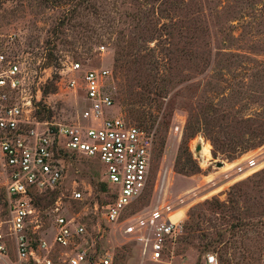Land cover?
Wrapping results in <instances>:
<instances>
[{"label": "rangeland", "instance_id": "obj_1", "mask_svg": "<svg viewBox=\"0 0 264 264\" xmlns=\"http://www.w3.org/2000/svg\"><path fill=\"white\" fill-rule=\"evenodd\" d=\"M0 51L17 59L20 95L42 117L73 121L88 104L68 84L77 60L111 69L108 116L155 133L148 186L127 222L104 217L103 163L70 154L60 185L35 196L37 235L51 241L58 205L84 224L88 250L113 251L114 264H203L209 251L218 264H264V0H0ZM163 203L185 212L154 260L140 229L124 227Z\"/></svg>", "mask_w": 264, "mask_h": 264}, {"label": "built area", "instance_id": "obj_2", "mask_svg": "<svg viewBox=\"0 0 264 264\" xmlns=\"http://www.w3.org/2000/svg\"><path fill=\"white\" fill-rule=\"evenodd\" d=\"M71 69L77 73L68 84L81 90L88 104L73 121L39 117L32 98L20 95L23 76L17 59L0 51V264H114L113 251L88 250V240L80 241L84 224L58 205L53 209L51 241L37 235L35 196L60 185L67 153L103 163L104 180L112 187L104 214L108 221L124 218L148 186L154 130L120 113L106 114L115 103L109 67H85L73 60ZM257 160L253 156L247 165ZM72 197L82 198V191L74 189ZM173 205L154 204L146 216L129 215L133 221L125 224V232L140 229L136 238L154 260L163 257L180 230L181 218L174 215ZM203 264H218L216 254L206 252Z\"/></svg>", "mask_w": 264, "mask_h": 264}, {"label": "bare ground", "instance_id": "obj_3", "mask_svg": "<svg viewBox=\"0 0 264 264\" xmlns=\"http://www.w3.org/2000/svg\"><path fill=\"white\" fill-rule=\"evenodd\" d=\"M201 147V145H200ZM200 149V148H199ZM202 152L205 153V154H208L207 157H210L211 156V151H210V148L206 145V144H203L202 145ZM185 210L182 209V207L180 206L177 211L174 213V215L177 217V218H180L183 214H184Z\"/></svg>", "mask_w": 264, "mask_h": 264}, {"label": "trees", "instance_id": "obj_4", "mask_svg": "<svg viewBox=\"0 0 264 264\" xmlns=\"http://www.w3.org/2000/svg\"><path fill=\"white\" fill-rule=\"evenodd\" d=\"M122 63H124V60L121 61V65H123ZM36 113H37L38 116H41V117H42V116H45L42 112H39L38 110H36ZM140 121H142L141 118H140ZM149 125H150V124H149ZM70 154H75V153H67L66 156H67V155H70ZM66 156H65V157H66ZM37 202H39V201H37Z\"/></svg>", "mask_w": 264, "mask_h": 264}, {"label": "water", "instance_id": "obj_5", "mask_svg": "<svg viewBox=\"0 0 264 264\" xmlns=\"http://www.w3.org/2000/svg\"><path fill=\"white\" fill-rule=\"evenodd\" d=\"M199 148H200V143L198 142V143L196 144V146H195V150H196V152H199Z\"/></svg>", "mask_w": 264, "mask_h": 264}]
</instances>
